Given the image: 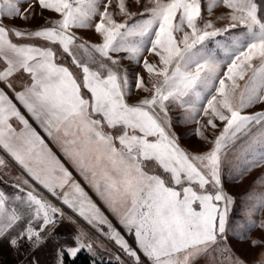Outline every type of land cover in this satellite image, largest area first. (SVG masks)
<instances>
[{
    "label": "snow or ice",
    "instance_id": "snow-or-ice-1",
    "mask_svg": "<svg viewBox=\"0 0 264 264\" xmlns=\"http://www.w3.org/2000/svg\"><path fill=\"white\" fill-rule=\"evenodd\" d=\"M24 3L29 7L22 11ZM38 3L60 18L49 27L21 30L7 27L4 21L29 20L32 0H0V60L6 65L0 70V82L11 88L10 77L21 70L28 74L30 83L15 92L16 100L125 231L134 235L135 248L2 89L0 149L63 205L98 230L106 226L108 239L133 264H145L137 249L147 264H194L227 231L234 203L222 180L227 146L259 126L248 146L253 159L244 167L264 163V110L242 114L264 105V0H204L209 15L220 4L230 10L223 28L203 18L202 0H148L152 6L144 7L134 20L137 14L128 11L125 0H117L119 14L127 17L123 22H117L109 10L112 0ZM96 17L99 21L93 24ZM93 27L101 43L89 44L72 31ZM237 28L238 32L232 31ZM178 33H182L179 38ZM12 36L44 43H14ZM208 41L215 49L208 48ZM217 51L223 53L222 59ZM146 52L158 57V63H150ZM114 53L124 55L114 57ZM66 59L70 63L62 62ZM123 61L142 66L148 83ZM224 65L227 71L221 77ZM238 81L244 82L242 87ZM134 90L148 95L130 102ZM173 108L183 111V123L197 125L194 135L202 140L208 139L202 127L214 130V121L224 122L220 134L209 141L208 151L195 154L181 148L173 131ZM201 112L207 117L203 126L197 118ZM13 118L22 126L20 131L9 123ZM4 164L0 157V166ZM18 179L22 183L11 186L24 195L10 197L0 190V242L7 241L16 251L27 243L35 252L51 238V233H42L54 230L64 213L28 179ZM261 209L264 195L256 198L249 215ZM252 227L264 229V220L258 225L249 221L246 231ZM75 240V247L57 249V264H64L65 256L76 258L84 249L92 252L90 243L80 236ZM261 243L251 241L253 247ZM224 258L230 264H243L238 257ZM115 259L125 264L119 256ZM30 264L39 261L33 258Z\"/></svg>",
    "mask_w": 264,
    "mask_h": 264
},
{
    "label": "rangeland",
    "instance_id": "rangeland-1",
    "mask_svg": "<svg viewBox=\"0 0 264 264\" xmlns=\"http://www.w3.org/2000/svg\"><path fill=\"white\" fill-rule=\"evenodd\" d=\"M32 1L38 2V0H32ZM116 3L117 0H112V4L110 5L109 10L113 12L114 18L116 19L117 22H123L124 20L127 19V17L119 14V9L116 7ZM125 3L129 12L137 14L136 17H133V20L136 19L141 12H143L144 7L152 6L150 3H148V0H141L140 4L135 3V0H125ZM201 9H202L203 18L205 20H211L215 27L223 28L229 23V20L227 19V15L230 10L224 7L223 4H220L218 7H215L212 10L211 15H209L206 4L204 3V0H202ZM55 15L57 14L50 13V11L48 10H43L41 12L42 21L40 23V28L49 27L50 22L52 20L58 19L56 18ZM147 16L148 13H144V17L147 18ZM220 16H224L225 18L223 20L217 19ZM98 21H99V17H96L93 21V24H95ZM131 22L132 21L130 20L129 23ZM239 30L240 29L237 28L232 31L238 32ZM72 31L75 33L77 37H79L83 41L88 42L89 44H97L102 42L99 35L95 33L94 27L92 29H74ZM177 36L178 38L181 37L182 33H178ZM217 39H223V37H217ZM12 40L14 43H31L36 45H43L44 43L38 39L27 40V39L17 38ZM207 43H208V48L210 50L215 49L214 42L208 41ZM112 55L114 57H118L124 54L114 53ZM144 55L148 58L150 63H158V57H155L154 55H151L147 52ZM217 58L222 59L223 53L217 51ZM62 62L67 64L70 63V60L66 59ZM122 63L125 67L129 68V71L131 73L133 74L139 73L140 75H142L145 79L146 84L148 83L147 73L144 72L142 66L140 67L132 66L128 61H123ZM142 63L143 60H141V65ZM4 67H6V65L2 60H0V68L3 69ZM225 71H227V65L222 66L220 70L221 77L223 76V73ZM16 76L19 80L23 81L24 85L30 83V77L28 76V74L20 71L16 73ZM238 82L242 87L244 82L243 81H238ZM148 86L150 87V84H148ZM13 94L15 98V92L13 93L10 91V96L12 98H13ZM145 95L148 94L143 92H136L134 90L132 100L130 102H134L135 100L141 99ZM236 95L238 98L239 89L237 90ZM204 103H206V101H204ZM260 110H264V105H254L251 108L245 109L242 112V114L251 115ZM21 114L22 115L24 114L25 118L29 120V123L32 124V126L36 128L37 131L40 132L42 136H44L42 130L32 120V118L28 115L25 109L21 110ZM170 115L173 118V131L176 133L177 137L179 138V144L181 148L195 154H200L202 152L208 151L211 148V144L209 143V141H213L215 137L220 134V132L223 130L224 127V122H221L219 120L214 121L217 124V128L214 130L211 129L210 127L208 128L202 127V131L204 132V135L208 138L207 140H202L196 135H194V131L197 128V125L195 123H187V124L183 123L182 110L173 108ZM177 118L180 119L181 121L180 123H176ZM197 118L200 121V126L206 124L207 117H205L202 114V112ZM16 127L17 128L14 129L16 131H20L22 126L18 122ZM258 131H259V126H254L250 130V135H239L238 139H236L233 143L229 144L227 146V149L225 150L223 172H222L223 187L224 190L233 197L234 203L232 205V211L230 212L228 218L227 231L225 236L222 238L221 242L217 246H214L210 250V252L207 255H204L200 258L202 262H206L209 264H230V261L224 258L227 255H231L234 258L238 257L241 261H243V264H258V262L261 261V259H264V257H262V253H264V229H261L259 227H252L250 231H246V227L249 221H254L258 225L261 220H264V209H261L260 211L252 215H249V209L253 204L256 203V198L261 195H264V163H260L259 166L250 167L247 170H245L244 167L246 163H250L253 159V153L251 150H249L248 146L251 143L253 137H255L258 134ZM44 139L46 143H48L49 146L53 149V151L57 154L58 158L61 159V162L64 163L65 167H67L69 171L72 172L74 179L81 184L84 190L88 193L89 197L93 200L94 203H96L100 211L111 223L110 220H111V216L113 217V213L109 211L106 205L95 194L93 189L87 183H85L83 177L72 167V165L66 159H64V157L60 154L59 149L56 147V145L52 143L50 140H48L46 136H44ZM0 153L2 158L5 160V162L7 161V163L10 165L11 175H13L15 178L28 179L33 186L35 185V187H37V190L44 197L49 198L48 196L49 194L50 198H52L53 200H55V202L60 204V207L62 206L61 207L62 209L67 207L66 205H63L60 202V200H58L56 197L52 196L45 189H43L40 185L36 184L35 181H32L31 178L28 177V175L23 171V169L20 168V166L16 164V162L3 149L0 150ZM68 210H70L77 218L84 219L83 217L79 216L76 212H73L71 209L68 208ZM63 211H66V209ZM72 213H69L68 215L72 218L77 219ZM90 225L99 233L101 234L103 233L102 230H98L96 227L93 226V224ZM102 226L103 225L100 226V229H103ZM242 236L246 238H241ZM254 239L260 240L262 241V243L253 247L251 245V241ZM108 241L112 243V240H108ZM224 249H227V252H224L222 255V250ZM117 256H119L121 260L125 262V264H128L127 260H125L118 253Z\"/></svg>",
    "mask_w": 264,
    "mask_h": 264
},
{
    "label": "crops",
    "instance_id": "crops-1",
    "mask_svg": "<svg viewBox=\"0 0 264 264\" xmlns=\"http://www.w3.org/2000/svg\"><path fill=\"white\" fill-rule=\"evenodd\" d=\"M21 10L28 8L29 5L27 3L20 5ZM43 10L39 7V3L36 1H32V9H31V18L29 20H24L20 18L16 19H6L4 21V24L7 27H15L18 29H28V30H36L40 28V23L42 21L41 19V12ZM53 13V12H50ZM56 18L59 14L55 15ZM11 39H17L16 37L12 36ZM0 70H3L0 68ZM21 72H23L21 70ZM18 73V72H17ZM8 83L12 85L11 88L7 86L6 83L0 82V89L4 90L5 93L10 96L11 92H17L22 91L24 84L22 80H19L16 76V73L9 78ZM14 104H16L17 108L23 110V106L20 104L18 100L11 97ZM20 110V111H21ZM24 115V114H23ZM9 123L12 124L13 128H17L18 121L13 118L9 121ZM1 150V149H0ZM0 157L1 153H0ZM10 165L5 162L3 166H0V190H3L7 195L10 197L16 194L24 195L25 193H19L18 189L13 188L11 185L15 183H22L21 179L15 178L10 173ZM29 183L32 185V183L29 181ZM33 186V185H32ZM25 187V191H27V186ZM35 187V185L33 186ZM37 190V187H35ZM37 192L40 194V192L37 190ZM48 197H45L49 202L54 204L56 207L60 208L61 211L64 213L63 219H58L56 226L53 229H51V238L47 239L46 243H44L37 251L31 252L28 248L27 243H23L20 250L16 251L11 249L8 246L7 241L0 242V264H30V261L35 258L39 261V264H57V249L61 246H76V240L75 237L80 236L82 242L84 243H90L92 245V252L90 253L87 249V251L93 255L98 256L101 252L107 254V258L115 259L117 257V253L121 255L125 260L132 262L125 254L121 251V249L115 244L114 241L110 243L108 240V237L105 233H107V227L102 226L103 233H99L96 231L87 221L84 219L77 218L70 210H68L67 207L62 209L60 207V204L55 202L52 198H50V195L48 194ZM66 211H63L65 210ZM72 213L77 219L70 217L68 214ZM111 223L112 225L117 229V231L120 232V234L128 241V243L135 248V238L134 235L129 234L125 231V229L119 224L116 215L113 214V217L111 216ZM21 228L24 227V224L20 225ZM15 234V233H13ZM49 236V235H48ZM108 239V240H107ZM102 241V243H101ZM113 249V250H111ZM138 254L141 255L142 259L147 263L146 258H143L142 253H139V250L137 249ZM202 257V256H201ZM197 258L194 261V264H209L206 262H202L200 258ZM133 263V262H132Z\"/></svg>",
    "mask_w": 264,
    "mask_h": 264
},
{
    "label": "trees",
    "instance_id": "trees-1",
    "mask_svg": "<svg viewBox=\"0 0 264 264\" xmlns=\"http://www.w3.org/2000/svg\"><path fill=\"white\" fill-rule=\"evenodd\" d=\"M64 264H119V262L116 259L107 258L106 253L101 252L98 256H93L84 249L74 259L65 256Z\"/></svg>",
    "mask_w": 264,
    "mask_h": 264
},
{
    "label": "built area",
    "instance_id": "built-area-1",
    "mask_svg": "<svg viewBox=\"0 0 264 264\" xmlns=\"http://www.w3.org/2000/svg\"><path fill=\"white\" fill-rule=\"evenodd\" d=\"M50 232H51V229H49L48 232L42 233V235H44V236H48V235L50 234ZM127 263H128V264H133L132 262H129V261H127ZM145 264H147V263L145 262Z\"/></svg>",
    "mask_w": 264,
    "mask_h": 264
}]
</instances>
